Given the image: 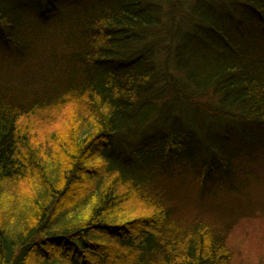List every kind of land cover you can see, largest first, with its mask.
<instances>
[{"label": "trees", "instance_id": "trees-1", "mask_svg": "<svg viewBox=\"0 0 264 264\" xmlns=\"http://www.w3.org/2000/svg\"><path fill=\"white\" fill-rule=\"evenodd\" d=\"M263 162L264 0H0V264H230Z\"/></svg>", "mask_w": 264, "mask_h": 264}, {"label": "rangeland", "instance_id": "rangeland-1", "mask_svg": "<svg viewBox=\"0 0 264 264\" xmlns=\"http://www.w3.org/2000/svg\"><path fill=\"white\" fill-rule=\"evenodd\" d=\"M259 168L263 173L261 177H264V162ZM253 188H256V193H260L261 188L256 187V184ZM257 213L253 217L235 219L231 223L228 237L232 252L230 264H264V213Z\"/></svg>", "mask_w": 264, "mask_h": 264}]
</instances>
